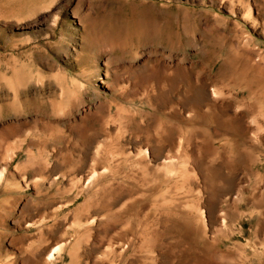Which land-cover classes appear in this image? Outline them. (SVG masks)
<instances>
[{
    "label": "rangeland",
    "instance_id": "obj_1",
    "mask_svg": "<svg viewBox=\"0 0 264 264\" xmlns=\"http://www.w3.org/2000/svg\"><path fill=\"white\" fill-rule=\"evenodd\" d=\"M0 171V264H264V0H0Z\"/></svg>",
    "mask_w": 264,
    "mask_h": 264
},
{
    "label": "bare ground",
    "instance_id": "obj_2",
    "mask_svg": "<svg viewBox=\"0 0 264 264\" xmlns=\"http://www.w3.org/2000/svg\"><path fill=\"white\" fill-rule=\"evenodd\" d=\"M2 175H3V173L0 171V179L2 178ZM61 247H62V245L59 246V247H57V248H55L54 251H52V252L48 251V252H47V253H48V257L51 258L53 252H57V253H58V251L61 249ZM55 254H56V253H55Z\"/></svg>",
    "mask_w": 264,
    "mask_h": 264
}]
</instances>
